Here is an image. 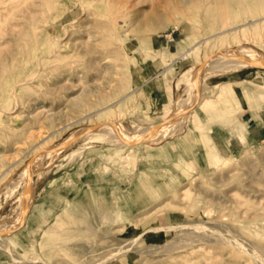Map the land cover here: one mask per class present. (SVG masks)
Returning a JSON list of instances; mask_svg holds the SVG:
<instances>
[{"label":"rangeland","instance_id":"374dc122","mask_svg":"<svg viewBox=\"0 0 264 264\" xmlns=\"http://www.w3.org/2000/svg\"><path fill=\"white\" fill-rule=\"evenodd\" d=\"M249 47L264 0H0V264H264V128L227 153L210 132L264 110V66L204 71L177 130L139 139L184 71Z\"/></svg>","mask_w":264,"mask_h":264},{"label":"bare ground","instance_id":"6f19581e","mask_svg":"<svg viewBox=\"0 0 264 264\" xmlns=\"http://www.w3.org/2000/svg\"><path fill=\"white\" fill-rule=\"evenodd\" d=\"M79 1H81V0H79ZM192 50H194V49L193 48L189 49L188 51H186L183 54V56L185 57V56L189 55L192 52ZM212 60H214V61H212ZM209 65H211L210 68L208 67ZM244 66H249V67L250 66H264V58H263L262 54L257 52V51H255V50H252L250 47H249V50L247 49V50H244V51L241 50V49H231V50H228V51H221V52H219L217 54L212 55L209 58H206L203 61V64L199 68L198 71H196L195 68L194 69L193 68L187 69L186 71H184L182 73L180 79H179L178 84H179V86L183 85L184 89H185L184 91L189 92L188 97L187 96L183 97L182 95L179 96L178 97V107H177L176 111L169 117L167 122L165 124H163L162 126H159L158 124H154V125L148 127L143 132V134L140 135L139 139H141V140L145 139L146 142L147 141L149 142V141H152V140L153 141L154 140L163 141V139L168 134H170V133L174 132L175 130H177L179 125H181V122H183V120L180 121L178 119H184V117L189 113L188 111L191 109V107L196 105L197 102L200 99V95L197 94V91L199 89L200 78L202 77V74H203L204 71H211V70H217L218 71V70L240 69V68H242ZM21 84H24V83H21ZM13 87H14V85H13ZM13 94L15 95V93H13ZM99 130L100 131L104 130L105 132L110 133V135L112 134L111 136H113V137H124V138H127L129 140H135L136 139L135 137L137 136L134 132H129V131L125 132V129H124L123 126H117L116 124L99 125L93 131L86 132V135H89V133L90 134L94 133L93 135H98V133H96V132L99 131ZM76 139H77V134L76 135H72L66 141H71V140L74 141ZM251 207H253V206L251 205ZM254 207H255V205H254ZM263 211H264V209H263ZM261 214H263V213H261ZM1 228H3L2 225H0V229ZM6 248L9 249V245L6 246ZM124 252H125V250H124ZM116 254H118V253H116Z\"/></svg>","mask_w":264,"mask_h":264},{"label":"crops","instance_id":"0c3cea01","mask_svg":"<svg viewBox=\"0 0 264 264\" xmlns=\"http://www.w3.org/2000/svg\"><path fill=\"white\" fill-rule=\"evenodd\" d=\"M183 53V52H182ZM181 57L180 55L174 58V60H171L170 62L163 65L159 70L150 78L146 79L143 84H141V89L148 88V86L153 85L155 80H157L158 76L161 75V72L164 70H177L179 66L181 65ZM264 71V69H262ZM252 80L248 79H241V80H232L225 85L228 86V88H234V86L239 85L242 82H251ZM152 92V89L150 90V93ZM151 96V95H150ZM152 98V97H150ZM167 98V97H166ZM154 99V98H153ZM157 100V98H155ZM153 101V100H152ZM160 104L162 107L165 108L164 111H167L168 106L170 104L169 99L160 98ZM259 116H256L252 113V111L249 109L246 111L245 115H251L249 120H246L243 115H240V113L235 114L233 116V122L228 123L225 126L217 125L213 129L210 130L211 137L213 139V142L215 144V147L220 152H233L238 148V145H243L245 139L247 143H251V141L254 140L256 137L255 135L259 132L260 128H264V110L258 111ZM153 117H157V119L164 120V115H154ZM257 120L260 121V123L257 122ZM220 124V123H218ZM259 126H261L259 128ZM169 142V141H166ZM238 144V145H237ZM163 145L158 146V148H162ZM15 232H12L13 235ZM26 264V263H25Z\"/></svg>","mask_w":264,"mask_h":264}]
</instances>
